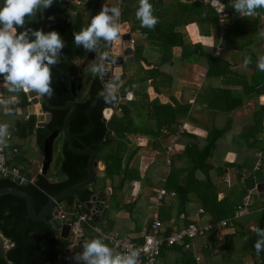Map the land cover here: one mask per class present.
<instances>
[{"label":"trees","instance_id":"1","mask_svg":"<svg viewBox=\"0 0 264 264\" xmlns=\"http://www.w3.org/2000/svg\"><path fill=\"white\" fill-rule=\"evenodd\" d=\"M212 1H217L223 7L222 11L227 13V21L230 22L220 41L219 13L209 2L203 0H149L154 7V15L158 18L154 29L141 27V21L136 18L139 0H77L78 7L74 18L70 17L68 0H54L52 6L37 12L35 18L29 20L26 17V27L42 29L45 33L55 30L60 34L65 42L61 52L66 58L52 69L54 95L50 99L46 97L50 106L42 103L43 111L51 113V118L44 126H36L35 114L24 118L26 108L30 104L26 92L17 93L15 101L8 107L11 112H15L17 108L22 111L21 119L17 120L11 129V139L16 135L22 138L35 137L37 152L43 157L41 173L32 166L30 157L10 155L4 147L7 165L22 167L21 173L26 181L19 182L0 174V188L12 187L26 192L32 200L35 212L39 213L51 198L87 178L89 155L72 152L63 132V121L70 107L62 106L68 101H74L75 110L67 122L72 143L76 149L87 147L94 150L95 160L104 163V174L96 175L92 184L65 197L59 204L63 205L67 212L90 213L85 203L96 192L104 190L109 183L112 192L102 210V222L90 221L91 225L109 232L113 227L111 212L122 208L120 199L128 190L127 186L134 180H143L138 165L132 162L136 148L131 144L129 134L139 132L150 135L156 139L155 148L163 151L158 138L166 139L174 134L185 120L193 119L189 113L190 103L177 100L171 94L164 102L158 97L150 100L147 93L149 86L156 93L164 95V92L171 91L175 84L172 71L176 62L197 64L206 69L204 85L214 76L219 77L222 84L214 87L207 85L208 89L203 91L207 108L229 114L243 102V99H238L241 93L232 94L230 87L237 85L236 80L244 86V67L241 65L245 55L243 52L250 55L253 51L251 45L256 43L260 35V16L264 15V8L257 9L254 17L247 18L241 17L233 9L231 0ZM3 3L4 0H0V7ZM105 3L109 6H119L121 23H128L133 38L136 37L133 33L138 34L133 42L135 60L131 64L123 65V72L116 84L104 83L101 76H93L89 68L90 64L97 62L100 55L109 48H105L102 39L96 51H85L82 46L77 48L74 44V33L87 27ZM191 23L197 25L201 36H212L214 45L192 42L186 31V26ZM23 30L17 29L18 32ZM216 44L229 49V58L214 55ZM148 47L155 48L157 52L152 59L147 54ZM175 47L180 48L178 56L174 53ZM77 60H82L79 66ZM133 63L138 66L127 75L132 71H128L127 66ZM254 72L256 77L260 76L262 79L257 85V95L263 94L264 71L255 67ZM109 85H116V91L109 92ZM0 86L3 98H7L12 92L8 91L9 85L3 76H0ZM243 92H246L244 87ZM128 93H131V98L123 96ZM201 94L202 92L198 93L199 97ZM105 97H108L111 103H106ZM113 97L116 99H112ZM105 108H111L113 112L108 119L103 120ZM256 115L255 123L242 127L240 132L241 151H254L248 152L241 163L237 160L224 163L216 176H213L214 166L211 158L217 139L231 129V120L228 119L222 127L208 129L202 141L192 133L184 131L182 135L186 140L183 151L171 156L172 167L167 177L156 184L162 185L168 192H175L174 196L162 201L159 209V217L164 227L163 235L172 232L171 223L177 221L181 213L185 217L190 214L189 206L192 202L199 203L203 214L211 220L232 218L224 226L233 228L232 232L223 233L220 238H208L209 234L215 235L221 228L213 229L192 241L193 244L198 238L206 237L201 250L204 256L202 264H236L232 255L236 250L237 238L243 239L239 247L249 256L252 264H264V251L257 254L254 248L257 236L253 231L255 227L264 228V198L255 194L251 205L255 211L234 217L249 190L255 189L258 183H264V105L259 107ZM137 118L140 123L136 122ZM56 141H60V152L57 167L50 174ZM256 151L261 153L260 157L255 155ZM258 159L260 163L255 169ZM227 166L239 168L237 181L232 187L217 181L226 173ZM221 192L223 196L218 199ZM134 205V202L123 204L125 207ZM52 217L50 212L45 218L34 220L29 216L23 198L13 194L0 195V264H69L66 255L69 239L57 238L59 233L51 224ZM188 223V219L182 221V225ZM250 225L253 227L250 228ZM84 227L85 235L80 242L86 237L91 240L101 236L94 233L89 226ZM4 240L8 241L7 248L4 246ZM106 241L105 239L104 242L107 243ZM189 241L185 239L172 246L164 244L161 253L175 248L186 258V262L196 264L197 259L192 248L184 247Z\"/></svg>","mask_w":264,"mask_h":264},{"label":"crops","instance_id":"2","mask_svg":"<svg viewBox=\"0 0 264 264\" xmlns=\"http://www.w3.org/2000/svg\"><path fill=\"white\" fill-rule=\"evenodd\" d=\"M263 16L264 15L260 16L262 21L260 25V29H264ZM186 31L192 42H201L207 46L214 45V38L212 36H201L199 34L198 27L195 23L188 24L186 26ZM251 46L253 47L252 53L250 55H246L247 53L243 52V54L245 55L243 56V60L241 61L242 62L241 65H243L244 67V70L242 72V74H244L242 75L244 76V78L242 77V79H244V86L236 80L237 85L230 87V89H232V94L236 95L239 94L238 92L241 93L238 99L239 100L243 99V102L239 106L233 108L229 114H225L222 112H214L209 108H207L206 103H204L206 97L203 96L204 94L203 91L208 89L207 85L214 87L222 84L220 78L214 76L211 77L210 80H208V82L206 81V85H204V81L206 78V69L203 68V66L201 65L176 62L177 68L174 71H172L175 77V81H174L175 84L172 90L165 91L164 95L156 93L151 86L147 88V93L150 100L158 97L162 102H164L169 99V95L171 94L177 100H183L190 103L191 109L189 110V113L191 114L193 119L192 121L185 120L178 127L177 131L174 134L169 135L166 139L161 140L160 138H158V140L161 141V145L164 149L163 151L159 150V148H155L156 146L154 145V142L156 141V139L154 137L150 135L141 134L139 132L129 134L128 138L130 139L133 147L136 148V153L133 156L132 162L138 165L140 175L143 180L141 181L134 180L130 186H127L128 190L123 195V198L120 199L121 201L120 205H122L121 206L122 208L117 210L118 212L114 215L115 219H113L112 229L109 232H107L98 226V228L103 233L117 235L119 237L131 239L136 242H142L144 234H146L149 231V225L152 221V217L155 211L152 203L153 196L156 194L157 189L163 187L162 185L158 186L156 184L164 181V179L167 177V174L169 173V170L172 167L171 156L175 153H179L183 151V148L185 146L184 142L186 140L185 139L186 137H183L182 135L185 133L184 131L192 133L194 136L198 138V140L202 141L207 135L208 129H212L213 127L214 128L222 127V125L225 124L226 120L228 119L231 120V129L217 139L215 149L217 148L218 149L217 152L215 151V149L213 151L211 163L214 166L213 169L214 177L216 176L219 168L221 166L222 167L224 166V163H232L234 162V160H237L238 163H241L244 160V158L247 157L248 152H254L251 149L246 153H243V150L241 151L240 139L242 137L240 135V132L242 131V127L251 126L255 123V118H257L256 114L259 111V107L264 105V93L257 95V91H258L257 85L262 82V79L260 76L256 77L257 75L254 72V68L255 67L258 68L257 67L258 58L260 56H264V37H261L259 35L256 43L252 44ZM179 52H180V48L175 47L174 53L176 56H178ZM219 52H220L219 55H221L222 58H229L230 55L229 49L220 47ZM246 56H250L252 60V62L248 65L244 64V59ZM243 87L246 90L245 93L244 92L242 93ZM112 89L113 90L111 92L116 91V85L115 86L113 85ZM200 92H202V94L199 97L198 93L200 94ZM16 94L17 93L12 92L7 98H3L4 94L2 95L0 99V112L1 111L6 112V110H8L10 104L13 101H15ZM27 99L28 101L30 100L28 95H27ZM21 114H22L21 109L17 108L15 112H12V114L7 115L8 117L7 124L9 125V129H8L9 135L0 137V139L6 140V143H3V145L5 148H7L8 152H10V155L13 156L17 155L20 157L26 155L31 159L30 154H33L34 152L38 151L35 137L30 136L27 138H22L21 136L16 137L17 136L16 135L11 139L10 136L11 129L13 126L16 125V121L21 119ZM27 114L36 115L34 105L31 103V101L26 108L25 115ZM36 119H37V115H36ZM137 119L138 120L136 122H139L140 119L139 118ZM263 125H264V118H263ZM169 146L171 147V151L169 153L170 162L168 165L167 164L168 162L166 161V156H167L166 149ZM255 155L257 157H260L261 153L256 151ZM32 161H34L33 164L31 162L32 166L35 167L38 173H41L43 167L42 163L38 164L35 160ZM97 163H98L97 166L98 175L103 176L102 174L104 173L103 172L104 163L102 161H97ZM259 163L260 160L258 159L255 165V169L258 167ZM238 173H239V168H237L236 166H227L226 173L222 177H220V180H218L217 178L216 179L217 181H222L227 186L232 187L237 181L236 176L238 175ZM198 174L199 176H202L201 173ZM257 185L255 189L249 190L248 192V194L250 195L249 197L250 202L243 215H248L255 211V209H253L251 205L254 202L255 194H258L259 196V193L257 191ZM100 191L106 192L105 203H107L109 199V195L112 192V187L109 185V183H107L105 189ZM222 196L223 193L222 192L219 193L218 199H220ZM169 197L171 196H166L163 199V201ZM133 202L135 204L133 207L123 206L124 203H133ZM105 203H104V207H105ZM200 209L202 208L199 203L192 202L189 206L190 214L186 216L187 218L185 217L182 220L178 218L177 221L175 222L172 221L171 223L172 230L175 227L182 226V221L185 219H188L189 222L191 220H199L200 222L210 221L211 219L208 216L204 215L203 214L204 212H199ZM181 214L184 215L183 213ZM100 222H102V218ZM252 227L253 226L250 225V228ZM91 230L94 233H96L93 229ZM232 231L233 228L223 227L219 231H217L215 235L209 234L208 238L214 239L216 236L217 238H220L223 233H228ZM200 238L194 241L192 245V252L196 256V259L198 258L197 260H195L196 264H202L204 260V256L201 251L204 245L202 244ZM88 240H90L89 237L88 238L86 237L80 242V245H77L75 254L81 253L83 251L82 245L85 241ZM106 242H107L106 244H108V246L111 248L109 241L107 240ZM236 244H237L236 245V249H237V247H239V244L238 242ZM233 261L235 263L234 257H233ZM79 263L81 262L75 260V264H79ZM247 263L252 264V261H250L249 256H247ZM157 264H192V263L190 261L186 262V258H183L181 256V253L178 252L175 248L173 249L169 248L165 251H162L159 258V262Z\"/></svg>","mask_w":264,"mask_h":264},{"label":"clouds","instance_id":"3","mask_svg":"<svg viewBox=\"0 0 264 264\" xmlns=\"http://www.w3.org/2000/svg\"><path fill=\"white\" fill-rule=\"evenodd\" d=\"M53 3L54 0H4L3 6L0 7V76H3L9 85V92L24 91L49 99L54 95L52 69L66 58L61 52L65 42L55 30L45 33L42 29L26 27V17L29 20L35 18L37 12L49 8ZM231 6L241 17L251 18L256 15L257 9L264 8V0H231ZM154 11L149 0H139L136 18L141 21V27L155 28L158 18ZM18 28L24 30L18 32ZM121 30V8L105 3L87 27L74 33V44L77 48L82 46L85 51H96L102 39L105 48H108L121 38ZM258 31L260 36L264 37V29ZM131 39L134 42L132 36ZM131 39L129 42L133 44ZM109 62L111 60L106 51L91 65V74L102 75ZM251 62V57L246 56L244 64ZM257 67L264 71V56L258 58ZM105 102L111 103L108 97H105ZM5 114L12 112L6 110ZM8 129V124H0V137L8 136ZM3 143H6V140L0 139V144ZM253 231L257 236L254 248L259 254L264 251V228L255 227ZM105 239L99 236L85 241L82 245L83 251L76 253L73 259L81 264H139V253L135 248L130 254L117 252L114 255L113 249L104 242Z\"/></svg>","mask_w":264,"mask_h":264},{"label":"built area","instance_id":"4","mask_svg":"<svg viewBox=\"0 0 264 264\" xmlns=\"http://www.w3.org/2000/svg\"><path fill=\"white\" fill-rule=\"evenodd\" d=\"M204 2H209L216 12L219 13V39L221 40L228 25L230 24L227 21V13L223 10V7L217 2L212 0H203ZM264 18V16H263ZM133 42V39H131ZM219 45L216 46L214 51L215 55L220 54ZM2 90L0 86V99L2 97ZM30 101V100H29ZM29 115H25V119H27ZM171 151V147H167L166 149V161L169 165V153ZM0 174L10 176L14 180H18L19 182H25L26 178L21 173L20 166H12L9 167L7 165V158L5 154V148L3 144H0ZM175 192H168L164 187H161L156 190V194L153 196V206H154V214L152 217V221L149 225V231L144 234L142 242H136L131 239L122 238L113 234H105L103 233L97 226L91 225V211L90 213L82 212H67L63 205L59 203L55 206L54 209L57 210V216L61 218L63 222H66L70 226L68 239L69 242L66 247V255L69 258V264H75V260L73 256L76 251V247L80 240L85 235V225L89 226L96 233L101 234L102 237H105L109 243L111 248L113 249V254L117 252H127L131 253V250L135 248L139 253V264H157L159 262L161 247L166 244V246H172L176 243L182 242L185 239L190 240L186 242L184 247L186 249L192 248V241L205 234L206 232L213 229H220L227 225V223L232 218H223L219 220H211L208 222H200L199 220H191L187 225H182L180 227H175L169 235H163L164 227L159 217V207L166 196H174ZM249 197L250 195H246L243 200L242 206H240L235 213L234 217H240L245 213L247 206L249 205ZM199 212H203V209H200ZM56 217V216H53ZM181 220L185 218L184 215H180ZM4 246L7 248L9 246L8 241L4 240ZM198 259V258H197Z\"/></svg>","mask_w":264,"mask_h":264},{"label":"water","instance_id":"5","mask_svg":"<svg viewBox=\"0 0 264 264\" xmlns=\"http://www.w3.org/2000/svg\"><path fill=\"white\" fill-rule=\"evenodd\" d=\"M68 1H69L68 11L70 12V17L74 18L75 13L77 11V7H78V2L77 0H68ZM123 26L126 29V30L124 29L123 31H127V32L121 35V39L123 41H129L131 39V33L129 32V25L128 23H123L122 29H123ZM108 55H109L111 62L106 64V71L102 75H100L104 83H109L112 80L119 78V76L123 72V68H122L123 65L125 63L130 64L134 62L135 60V57L133 56V44L132 43L123 45V51L121 54L115 55L112 52H108ZM26 93L35 108V113L37 115L36 126L38 127L44 126L46 122L49 121L51 118V113L44 112L42 109V103H46L48 106H50L48 101L46 100V97L41 98V97H36L34 93H29V92H26ZM123 96H127V98H131V93H128L127 95H123ZM68 107H70V110L66 114L64 121H63V132L65 134L67 144L72 152L77 153V154H88L89 155L87 178L75 184L74 186L62 191L61 193L54 196L53 198H51L49 202L44 206V208L39 213L35 212L32 200L26 192L18 190L16 188H12V187L0 188V195L13 194V195L23 198L26 202L28 214L34 220H41L45 218L50 212H52L53 216H56V217L52 218L51 224L53 228L58 230V233H59L57 236L58 239L68 238L70 226L68 223L63 222L61 218L57 216V210L54 209L55 206L65 197L75 193L76 191L80 190L82 187L86 185L92 184L94 181V178L96 177V175H98V172H97L98 163L95 160V151L87 147L83 149H76L72 143L71 136L67 128V122H68L69 117L72 115V113L75 110L74 101H68L62 106V108H68ZM107 110L109 111L108 114H106ZM111 114H112V109L105 108L103 110V120L108 119L111 116ZM257 191L259 193V196L264 198V183H259L257 185ZM105 200H106V192L98 191L94 195L91 196L89 201L85 203L86 208L91 211V218L94 223H99L101 221V218H102L101 211L104 208Z\"/></svg>","mask_w":264,"mask_h":264},{"label":"rangeland","instance_id":"6","mask_svg":"<svg viewBox=\"0 0 264 264\" xmlns=\"http://www.w3.org/2000/svg\"><path fill=\"white\" fill-rule=\"evenodd\" d=\"M124 29H122L121 30V35L123 34V33H125V32H127V31H123ZM126 30V29H125ZM134 35H136V37H134V39L136 40L137 39V37H138V34L137 33H133ZM122 39L120 38L119 40H118V45H116V43L115 42H113L112 44H111V46L108 48V50H107V52H112L113 54H121L122 53V51H123V45H126V44H130V42L129 41H121ZM118 46V47H117ZM147 54H148V56L151 58V57H155V55L157 54V52H156V50H155V48H152V47H148L147 48ZM152 59V58H151ZM81 61L82 60H77L76 61V63H77V65L79 66L80 64H81ZM93 64V63H92ZM92 64H90V67H91V65ZM131 64V63H130ZM138 66V64H134L133 63V65H128L127 66V70L129 71V70H132L131 72H129V73H127V75H129L130 73H132L133 71H134V68H136ZM177 66V65H176ZM175 66V68H174V70L177 68ZM88 67V66H87ZM89 67V68H90ZM195 67H198V66H195ZM204 68V67H203ZM202 68V69H203ZM116 80H118V78L117 79H114V80H112L110 83H115L116 84ZM113 89H112V87H109L108 86V91L109 92H111ZM108 111V110H107ZM109 113V111L107 112V114ZM7 120H8V117H7V115L5 114V111H1L0 112V124H7ZM218 149V148H217ZM217 149H215V151L217 152ZM59 152H60V141H56L55 143H54V149H53V154H52V162H51V165H50V170H49V173L51 174V173H53L54 172V170L56 169V167H57V159H58V156H59ZM30 156H31V162H32V164L34 163V161H32V160H35L38 164H40V163H42V159H43V157H42V155L41 154H39L38 152H34L33 154H30ZM118 211L117 210H114V211H112L111 212V214H112V217L111 218H113V219H115V214L117 213ZM110 214V215H111ZM204 239H206V237H201L200 238V240H201V242H202V244H203V241H204ZM238 239V244H239V246H240V244H242V241H243V239L242 238H237ZM246 253L243 251V250H241L240 249V247H237V249L234 251V253H233V257L235 258V263L236 264H248L247 263V256L245 255Z\"/></svg>","mask_w":264,"mask_h":264},{"label":"bare ground","instance_id":"7","mask_svg":"<svg viewBox=\"0 0 264 264\" xmlns=\"http://www.w3.org/2000/svg\"><path fill=\"white\" fill-rule=\"evenodd\" d=\"M123 29H125L124 26H123ZM115 43H116V45H118V44H119V43H118V40L115 41ZM107 112H108V111H107ZM97 166H98V164H97Z\"/></svg>","mask_w":264,"mask_h":264}]
</instances>
